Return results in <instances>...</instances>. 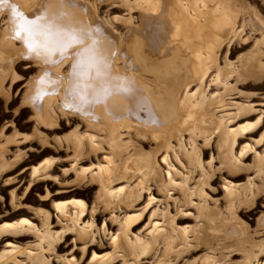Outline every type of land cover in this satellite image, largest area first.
<instances>
[{
	"label": "rangeland",
	"instance_id": "obj_1",
	"mask_svg": "<svg viewBox=\"0 0 264 264\" xmlns=\"http://www.w3.org/2000/svg\"><path fill=\"white\" fill-rule=\"evenodd\" d=\"M14 1L12 6H6L0 0V43L4 41V35L7 36L4 29L8 26V39L14 48L19 49L22 41L17 34V25L23 21L29 24L30 20L23 12L44 0H18L20 4ZM81 1L96 7L93 12L98 19H110L104 21H108L107 24L112 22L111 29L118 35L127 33L128 26L124 24L127 19L132 25H137L138 22L133 23L140 17V9H145L149 2H159V8L153 11L157 16L154 20H161L163 30L168 29L162 32L169 37L170 48L182 55L184 51L180 49V44L197 41L204 46L202 81L191 74L186 85L189 91L187 95L193 98L188 106L198 103L193 107L187 106L185 116L177 104L174 106L168 134L170 148L166 151L168 161L161 163L159 161L165 153L163 148H158L157 141H151L148 135L138 137L132 128L116 125V130L115 125H112L117 135L114 137L118 140L112 143L115 138L111 140L106 135L108 131L104 132V123L100 122V118L97 121L90 112L78 111L67 95L61 96L63 87H58L57 92L52 94L54 96L50 94L52 98L44 95L40 100L41 103H48L53 111V114H49L53 120L48 115L43 118L34 109L35 103L28 98L27 93L42 67L40 62L36 64L38 61L26 56L19 63L11 65L13 70L7 72L0 83V253L8 254L10 258L12 255L16 261L23 262L24 254L38 247L36 233L40 234L45 213L48 219L44 222L49 224L54 233L59 232V228L52 227L56 220L60 226L65 224L63 215L82 212L81 222L87 221L93 212L90 215L94 221L92 230L100 229L103 223L104 237H100L101 241L94 238L92 243H76L71 242L73 235L67 236L62 244L64 248L55 250L58 255L74 259L75 264H85L92 258L91 264L103 261L120 264L123 259L133 262L132 258L136 257L133 255H137L136 264H147L156 259L161 260L162 251L163 254L167 253L166 244L160 241L163 236L170 234L172 238L175 235V241L172 246L169 245L174 254L163 257L174 262L177 260L174 264H247L250 256L246 254H251L250 249L252 252L254 250L256 258L251 254L254 260L250 257L249 264L264 263V0ZM162 2L163 7L160 6ZM178 2L183 4L186 12L177 14L172 11ZM133 6L136 7L133 9ZM175 16L181 17L187 26L180 25V19ZM213 24H216L215 28H212ZM186 37H190L189 40H185ZM192 37L193 42L190 41ZM209 52L214 53L213 56ZM67 62L58 70L61 75L67 72ZM10 79H13L12 83ZM33 79L34 82H30ZM199 84L201 87H198ZM199 88L200 92L197 91ZM194 91L199 92V95L196 93L197 97ZM55 105L67 114L62 115ZM210 109H214L213 112ZM108 118L113 124L125 120L141 129L150 126L148 118L143 116L123 114L122 117ZM162 122L154 125L158 129L164 128ZM100 127L103 130H99ZM95 131L100 133L96 134ZM72 140L76 146L81 142V148L77 146L79 153L76 146L71 147ZM153 157L157 163L154 172L141 168L142 160L151 161ZM137 177L146 179L141 178L142 182L136 185L139 180H134ZM134 185L141 191L138 192L140 196L137 193L138 199L135 196V201L133 197L128 205L126 200L131 199L128 198V192ZM124 194L128 195L127 199ZM110 197H114V201ZM112 216L115 219L109 221L108 218ZM153 224L158 229L154 232L162 229L164 232L159 231L162 236L159 238L153 232L156 239L150 234L156 240V246L149 243L154 239L148 238L150 236L147 234ZM118 226H122L124 232L127 231L125 235L130 237L129 240L141 238L145 241L144 246L129 245L131 248L120 252L118 245L115 249L112 245L107 247L110 243L107 234H115ZM145 245H151L152 249ZM171 249L169 252H172ZM120 254L122 257L119 258ZM50 264L55 263L50 261Z\"/></svg>",
	"mask_w": 264,
	"mask_h": 264
},
{
	"label": "bare ground",
	"instance_id": "obj_2",
	"mask_svg": "<svg viewBox=\"0 0 264 264\" xmlns=\"http://www.w3.org/2000/svg\"><path fill=\"white\" fill-rule=\"evenodd\" d=\"M17 1L18 0H16V2ZM18 2L20 4V1H18ZM1 3H3L6 6H12L13 0H1ZM158 3L152 1V2H149V5L146 6L145 9L144 8L143 9L141 8L142 10L140 9L141 13L138 12V13H140V17L137 19L136 22L133 23V24H135V23L137 24V22H138L137 25H132L131 22H128V19H127V22H126V20H124L126 22L124 24H127L128 27H127V33L125 32L126 34H123V35H121L122 33L118 35V33H116L114 30L111 29V25H112L111 23L112 22L108 23L109 25L107 24V22L110 21V19L106 18V19H108V21L106 22V21H104V19H105L104 17H103L104 19L102 21V19H100V17L98 19L95 16V14L93 12V11H96L95 6L92 5V7H90L89 5H87L85 2H83L81 0H44V2H42L36 6H34L35 5L34 4L32 6L33 8L31 6H30L31 7L30 9L28 7H26L25 10H27V8H28V11H24L23 13L26 15L27 19L28 18L30 19L29 24L27 22L23 21V22H20L19 25H17V29H18L17 34L19 35V38L21 39L23 46L20 45L19 49L14 48L12 42L8 39L9 38L8 26H6L4 29V31L5 30L7 31V36L4 35V41L2 43H0V51H1V53H0V83L6 77L7 72L10 73V71L13 70L11 65H13L15 62L19 63L26 56L31 58V59H34V60L38 61L36 64H38L40 62L41 64L39 63V65H41L42 67L40 68V70L38 72V76L36 78L35 83L34 84L31 83V85L28 87L29 90L27 89V93L29 94L28 98H30L35 103L34 109L36 110V112L40 116L43 115V118H44V116L48 115L47 117H50L49 114H53L52 107L50 105H48V103L47 104L41 103L40 100L43 98V96L44 95H45V97H46V95L50 96V94L52 95L54 92L55 93L57 92L58 87H63V92H62V90L60 92L61 96L67 95L70 98V103L78 111H81L82 113L86 112V111H87L86 113L90 112V114H92L93 116H96L95 118L97 119V121L99 120L98 118H100V120H101L100 122L104 123V130H105L104 132L108 131L106 135L108 137H110L111 140L116 135V130L118 129V128H116V125H118V127H122V128H126V129L132 128L135 130V133L137 136L140 135L142 137H145L144 135H148V137L151 139V141L152 140L157 141V143L159 145L158 148H163L164 153H165L159 162L162 163V162L168 161V159H167L168 153L166 151L170 148L168 145V134H169V125H170V121H171L170 118L173 115L172 112L174 110V106L177 104L178 109L183 113V116H185V112L188 111V109L186 110V107L189 105V102L191 103L193 101L192 100L193 98L192 99L190 98V96H192V95H190V94H189L190 96L187 95V92H189L186 89V88H188V87H186L188 79L190 78L191 74L196 75L197 79H199V80L202 79V77H203L202 75H204L202 66L205 64V63L202 64V61H203V58L205 56L203 57V55H202V52H203L202 48L204 46L202 47L201 43L198 44L199 42H197V41H196L197 43L194 41L193 44L185 43V40H189L190 37L185 38V40H184L185 45L179 43L181 46L180 49L182 48L184 51L182 55L180 53H178V51L173 50V48H170V41L168 42L169 37L167 38L164 35V33L162 32V31H167L168 29L163 30L164 25L162 24L161 20H156V21L154 20V17L156 16V14H153V11H154V9L159 8ZM94 4H96V3H94ZM160 6L163 7L164 3L162 2ZM134 7H136V6H133L132 8L134 9ZM129 8L131 9V7H129ZM126 9H128V8H126ZM172 11L174 13H177V14H182L185 11V8L183 7V4L178 2ZM126 13H128V12H126ZM131 17H132V15H131ZM131 17H129V18L132 19ZM176 18L180 19V21H179L180 25L187 26V22H184L181 17H176ZM130 19H129V21H130ZM157 19H160V18H157ZM213 27L215 28L216 24H213L212 28ZM193 38L194 37H192L190 39V41ZM193 40H192V42H193ZM179 42H183V41L179 40ZM182 45H184V47ZM21 46H22V48H21ZM180 49H179V51H180ZM208 51H211V50H208ZM22 53H23V55H22ZM184 54L186 56H184ZM209 54H212V53L209 52ZM213 54H212V56H213ZM207 55H208V53H207ZM208 56H209L208 57L209 59L212 58L211 55H208ZM208 58H206V60L209 61ZM67 60H68V62H67ZM211 60H212V62H214L213 58ZM65 62H67V67H66L67 72L64 73L63 75H61L58 70L60 69V67ZM207 67L206 68L203 67V68L207 69ZM210 67H211V65L209 66V68ZM24 68L27 69L28 67H23V69ZM29 68H30V66H29ZM209 68H208V70H210ZM233 76H234V74H233ZM208 78H209V76H208ZM10 80L12 83L13 79H10ZM217 80H219V79H217ZM30 82H34V79ZM197 82H198V80L196 81V83ZM222 84H224V82ZM206 85H207V83H206ZM182 86H183V89H182ZM193 87H194V85H193ZM198 87H201V85ZM180 89H182V90H180ZM185 90H186V92H185ZM197 91L200 92V88H199V90L197 89ZM194 93H195V91H194ZM196 93H195V96L198 94V93L197 94ZM52 96H54V95H52ZM52 96H50V98H52ZM203 97H205V96H202V98ZM211 97H213V96H211ZM200 99L201 98H199V100ZM205 99H206V97H205ZM202 102H203V99H202ZM197 103H198V101H197ZM194 104L195 103H193V105ZM193 105H190V106L193 107ZM190 106H188V107H190ZM199 106H201V105H199ZM213 106H214V104H213ZM55 107L59 110V112L62 115L67 114V113H64V111H61V108H59L57 105H55ZM218 108L219 107H217L216 110ZM223 108H224V106H223ZM210 110H212V112H213L214 109H210ZM54 112H56V111L54 110ZM188 113H186L187 114L186 116H188ZM192 113H194V112H192ZM208 113L210 114V111ZM123 114H127V116L128 115H130V116H143L145 118H148V120L150 122V126L145 127V129H141L140 126L132 124L131 121L126 122L125 120H122L121 123H117V124H115V123L113 124L111 121H109V118H108L109 116H111V117H119V116L122 117ZM202 114H203V112H202ZM217 115H220V114L217 113ZM95 118H93V119H95ZM50 119L53 120L51 117H50ZM161 121H163L162 123L164 124V128H161V129L156 128V125H154V124L157 122H161ZM192 122H193V120H192ZM110 123H112V124H110ZM162 123H160V124H162ZM112 125H115L116 130L113 128ZM100 129L103 130L101 127L99 128V130ZM218 131H219V129H218ZM145 132L147 134H145ZM191 132H192V130H191ZM196 132H197V130H196ZM97 133H100V132H96V134ZM73 134H75V133H73ZM115 137H117V135ZM111 140H109V142ZM114 140H116V138L113 139L112 143L118 142V140H116L117 142H115ZM226 140H228V139H226ZM96 142H97V140H96ZM72 143H73V140L70 143L72 146L71 145L70 146L74 148V146H76V145H74ZM123 144H125V143L123 142ZM78 145L80 147L81 142H80V144H77V146ZM77 146L75 148H77ZM110 147L112 148V146H110ZM113 147H115V146H113ZM77 149H79V148H77ZM77 149H73V150H77ZM71 150H72V148H71ZM77 151L79 153L80 149ZM112 151H114V150H112ZM73 153H74V156L75 155L77 156V154H75V151ZM174 155H176V154H174ZM79 156H80V154H79ZM142 163H143V165H141V168H148L149 169L148 171H150V172L151 171L154 172L156 164H157L154 157L151 159V161L144 159V161L142 160ZM167 163H169V162H167ZM150 172L148 174L151 176ZM256 172H258V171H256ZM141 178H143V177H140V179ZM140 179H138V177H137V180H134V181L139 180L138 182H136V185L139 184V182L142 180V179L141 180ZM143 179H146V177ZM182 183H184V182H182ZM136 185L131 187L130 191L128 190L129 196L127 194L126 195L124 194V196H126V199H127V196H128V198L130 197L131 199L126 200V199H124V196H121L123 198V200L128 201L127 204L129 203L130 200H132L133 197H134L133 199L135 200V198L137 196H140L138 193L140 190H137ZM129 187L130 186H128V188ZM142 187H143V185H142ZM100 188H102V187H100ZM175 189H176V187H175ZM108 191L106 194H108V197H109ZM100 192H101V190H100ZM137 193H138V195H137ZM112 195L113 194H111V196ZM100 197H103V196H100ZM118 197L119 196H117V198ZM104 198H105V201H107L106 197H104ZM110 198H113V201H114V197H110ZM117 198L115 200H118ZM122 198H119V200L120 199L122 200ZM137 199H138V197L136 198V200ZM148 200L149 199H147V201ZM113 201L111 200L112 203H113ZM126 201H124V204H126L125 203ZM132 201H130V203ZM116 202L117 201H115V203ZM119 203H121V201ZM108 204H109V201H108ZM108 204H107V207H108ZM107 207L105 209H107ZM204 209L205 208L203 207V210ZM164 212L165 211H163V213ZM206 212H207V210H206ZM81 213L82 212H80V213L74 212V213H70V214L68 213V215L67 214L63 215L66 220H65V224H62L61 226L58 225L59 221L56 220L55 221L56 224L52 227L59 228V232H54V233H52V231L50 230L51 227H49V224H47V222H44V220L48 219V215H47V213H45L44 214L45 217L43 216V223L40 224L41 225L40 226L41 229H39L40 234L36 233L38 235V236L37 235L36 236L39 239V240L37 239L38 244H36L38 246L37 247L38 250H35V249H37V248H35V249H33L35 251L32 250L33 252L31 250H28L29 253H27V254L23 253L24 255H26L25 258L23 259L24 260L23 262L16 261L12 255H11L12 258H10V255H8V254H6L8 256V258H5L4 256H6V255H3L5 253H3V254L0 253V264H50V261H52L55 264H75L76 261L74 259H72V258L67 259V257L62 256V255H58V253L55 252V250L57 251L58 249L64 248L62 244L66 241L67 236H71V235L74 236V238L71 242L77 243L80 241H85L86 244L92 243L94 238H99V240H100V237L101 238L104 237L103 223H102L100 229H97V230L95 229L96 231L92 230L94 221H93V219L90 218V215L93 212H91L90 215L88 214L89 217H88L87 221H81L80 222L79 219H80ZM99 213H103V212H99ZM161 215H163V214H161ZM59 218H60V216H59ZM113 218L114 217L112 216L111 218H108V219H109V221H112ZM122 219H124V218H122ZM161 223L163 224L162 221H161ZM166 223H168V222H166ZM169 224H170V222H169ZM119 225H121V224L119 223ZM124 225H122V226L125 227ZM28 227H30V224ZM28 227H26V228H28ZM121 227L120 226L117 227L115 234H111V235L107 234L110 236L109 237L110 243H108L106 245L107 247H110L112 245L113 249H115V248H117V245H118V246H120V248L118 247V251L119 250L122 251L123 249H128L127 247H130V246H132V247L144 246L145 241H143L141 238H134L135 237L134 236V237H131V239L134 238L133 241L129 240L128 238H130V237H128V236L126 237V235H125L127 231L124 232L125 229L123 227L122 228ZM151 227H152L151 231H147V234H149V236H150V234L153 235L154 230L157 229V227L155 229L154 224ZM23 228H25V226ZM159 229H160V227H159ZM28 230L29 229H27V232H28ZM159 231L163 232V229L159 230ZM159 231L154 232L155 236L159 235V236H157L158 238L162 237ZM27 232H25V233H27ZM35 232H36V229H35ZM166 232H168V231H166ZM15 233H18V232H15ZM19 233H21V232H19ZM172 233H173V231H172ZM175 234H176V232H175ZM153 236H150L148 238H151ZM155 236H154V238L156 239ZM171 236L172 235H170V234H168L167 236H163L162 240L160 241V242H162V243L164 242L166 244V247H165V250L167 251L166 254H170V253L172 254L174 252L169 247V245L171 244L170 246H172L173 241H175L174 240L175 235H174V238H172ZM179 236L177 238H179ZM17 237H19V236H17ZM155 239H154V241L156 243ZM181 239H179V240H181ZM183 240H182V242L185 241V240L184 241ZM154 241L153 242L151 241L149 243L154 244V246L158 245L157 243L155 244ZM182 242H180V243H182ZM147 243H146V245L148 246ZM162 243H161V245H162ZM165 244H164V246H165ZM83 245L84 244H82V246ZM146 245H145V247H147ZM149 247L152 249L151 245H149ZM149 247H147V248H149ZM32 248H34V246H32ZM163 249H164V247H163ZM169 249H171L172 252L171 251L169 252ZM224 249H225V247H224ZM214 250H215V248H214ZM217 250H216V252H217ZM244 251H245V249H244ZM175 252H177V250ZM249 252H251V254H254L252 256H255V258H256L255 253H253L254 250L252 252V249H250ZM163 253L164 252L162 251L161 252L162 259H168V258H164L167 255L163 254ZM245 253H247V252H245ZM1 254H2V257H1ZM43 254L48 255V256H46V257L43 256V258H42ZM121 254H120L119 258L122 257L123 254L122 255ZM251 254H246V255H248V257L249 256L252 257ZM113 255H114V253H113ZM130 256H132V255L130 254ZM133 256H136L135 258H138L137 255H133ZM245 257L247 258V256H245ZM250 257L248 258L249 260H250ZM114 258L115 257H113L111 260L113 261ZM123 258H124V255H123ZM126 258L127 257H125V259ZM135 258H132L133 262H129V260L126 262L123 259L120 261L121 262L120 264H136L135 262L138 263V261H136ZM252 258L254 260V257H252ZM104 259L106 260L105 257H104ZM132 259H131V261H132ZM134 259H135V261H134ZM91 260L93 261V258ZM91 260L85 264H91ZM111 260H110V262H111ZM161 260L159 259V261H158L156 259L150 263L148 262L147 264H152L153 262L155 264H174L177 261L176 260L174 262V260L168 259L169 261L163 260L164 261V263H163V261H161ZM248 261H247V264H249ZM57 262H59V263H57ZM252 262H254V261H252ZM99 264H107V262L103 261ZM254 264H264V263H255L254 262Z\"/></svg>",
	"mask_w": 264,
	"mask_h": 264
}]
</instances>
